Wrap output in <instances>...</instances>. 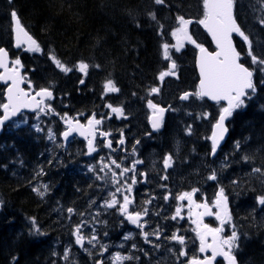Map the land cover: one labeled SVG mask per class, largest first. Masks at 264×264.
<instances>
[{
  "label": "trees",
  "instance_id": "trees-1",
  "mask_svg": "<svg viewBox=\"0 0 264 264\" xmlns=\"http://www.w3.org/2000/svg\"><path fill=\"white\" fill-rule=\"evenodd\" d=\"M250 1L237 0V16L242 29L250 34L254 51L259 54L264 52V27L258 22L249 24L240 15L246 12L245 18L247 14L264 17V12H260L264 2L255 1L259 6L261 4L257 8L256 3ZM13 10L38 40L46 56H30L12 49V26L9 24ZM0 12L6 21L5 27L0 26L3 34L0 46L8 48L13 58L19 57L35 87L54 86L68 91L71 96L73 94L69 99L73 105L67 107L72 108L79 107L77 104L84 107L91 105V100H82L75 95L76 82L82 75L78 71L66 75L56 70L48 56L50 50L69 66L81 60L91 65L83 93L93 92L94 85L98 86L114 78L120 91L130 96L132 91L145 89L146 85H157L154 83L157 82L159 72L168 67L167 61L162 59V44L171 42L170 32L176 27L177 15L198 19L202 14V5L201 0H165L162 5L155 4L154 0H0ZM148 12H155L159 23L164 25L163 36L158 34L159 26L149 18ZM133 18L139 22L140 27H136ZM197 42L209 46L203 33ZM236 44L243 60L250 65L247 47L241 46L238 40ZM194 56L195 50L191 52L190 58L175 55V59L177 57L183 65L179 74L184 81L182 89L196 82L192 62ZM97 64L99 68L94 67ZM261 79H264V74L257 71L255 96L246 102V107L236 110L229 119V136L219 153L223 167L213 169L219 172L235 211V223L241 233L239 252L243 264H264V207L256 201L258 195H264V177L252 173L253 167H264V84L260 83ZM1 87L0 102H4ZM181 91L177 89V94ZM219 107L203 100L196 105L188 104L183 115L177 114L174 118L177 126L171 141L184 136V127L179 122L185 120L195 128L192 136L185 138L189 141L187 144H209L206 137L210 136ZM203 112L211 113L210 118H200ZM236 141L242 144L239 151L235 149ZM43 144H46L45 137L28 126H9L0 137V201L4 202L0 207V264H95L99 260L97 251L91 249L92 256H89L87 252L75 247L72 229L77 220L74 214L69 219L67 212L68 208L84 212L86 199L92 195L90 191L68 177H65V183L60 189H52L44 198L30 188L29 159L42 153ZM248 153L252 160L246 163L241 157ZM2 156L5 158L1 159ZM233 180L237 183L233 184ZM68 189L76 195V198L74 195L70 197L71 201L67 200L70 195ZM74 199H78V202ZM31 217H35L44 235L30 234ZM106 222L108 228V218ZM69 247L71 251L66 261L63 254ZM13 257L16 259L13 260Z\"/></svg>",
  "mask_w": 264,
  "mask_h": 264
},
{
  "label": "snow or ice",
  "instance_id": "snow-or-ice-1",
  "mask_svg": "<svg viewBox=\"0 0 264 264\" xmlns=\"http://www.w3.org/2000/svg\"><path fill=\"white\" fill-rule=\"evenodd\" d=\"M236 2L237 0H201L202 14L195 22L203 26L208 34H210L212 40L215 42L214 51H209L202 43H197L193 38V35L189 32V25L194 21L191 18H186L184 15H177L176 27L170 32L171 37L175 39V44H170L168 42L162 44L163 59L170 63L167 70L159 72L157 79L160 82H163L166 77L176 75L177 64L172 58V49L179 52L181 48L184 47L185 41L194 44L195 47L199 49L197 60L199 67V83L194 92H184L179 99L181 101H188L191 98L197 100H204L207 98L208 100L216 102L217 105H220L218 117L215 119V123L212 124L211 135L206 137V139L211 141L210 155L212 156L216 155L217 148L220 142L224 139L225 133L228 131L225 121L232 117L236 110L246 107V102L255 96L257 92V85L254 79L255 73L259 71L264 74V52L257 54L254 51L253 41L250 39V34H246L237 22L235 15ZM154 3L162 5L165 3V0H154ZM147 15L152 21H155L158 24V34L163 36L164 25L159 23L155 12H148ZM11 18L14 22L13 31L15 47L19 49L23 45H27L25 49L26 51L42 53L43 50L40 44L33 39L26 30L16 11L13 10L11 12ZM133 19L136 27H140L139 22L135 21V18ZM257 22L261 27H264V17H258ZM233 34L239 36L246 44V54L247 57L250 58V65H248L247 61L243 60L241 51H238L234 44ZM48 56L56 68L65 74L79 71L87 76L91 66L88 62L83 60L78 61L75 65L69 66L59 59L54 51L51 50L49 51ZM21 67L22 64L19 57L10 59L8 50L0 47V81L7 86L5 89L6 102H0V130H2L8 123H11L16 127H19L20 124L27 123V119L23 112L25 109L34 112L37 121L40 120L41 115H59V113L55 112V109L50 103V101L54 99L53 91L50 88L41 87L39 91H36L33 95L31 91H26L24 87H21V85L26 82L25 76L21 74ZM94 67L99 68L100 65L97 64L94 65ZM79 82L80 84H84L85 81L81 79ZM27 83L29 89H31V81H27ZM260 83L264 84V79H261ZM103 89L105 95L120 92V88L113 79H107L103 85ZM159 93L160 87L152 86L148 89L149 95ZM133 95H135V93H133ZM221 102L224 103L221 104ZM147 106L152 109V115L149 119L151 120L152 128L154 130H158L161 127L164 113L166 111L175 110L172 109L170 105L168 108L160 107L151 99L147 101ZM106 107L111 110V113L116 114L117 117L124 116V109L122 106H113L109 103ZM210 116L211 113L203 112L200 118L209 119ZM105 118L111 117L101 115L100 118H97L96 113H93L90 117H86L87 123L83 124L79 119H73L65 113L61 119L67 127L60 135L63 137L64 141H67L73 133H78L87 140L88 151L86 154L91 155L98 151V147L94 144L98 134L103 138L111 136L110 132L103 131L100 127L104 123ZM33 127L37 132L44 131L39 123L33 125ZM186 132L188 135L192 134L191 125L186 128ZM47 134L48 139L55 143L56 134L52 128H48ZM137 143H139V141H137ZM124 144L125 140L121 134V139L118 141V145ZM105 146L112 152L117 151L116 148L112 147L111 139L106 140ZM241 147V142L236 141L235 149L239 151ZM133 154H135V146H133ZM241 159L247 163L251 162L252 157L245 154ZM141 163H143V161L134 159L130 166H125L118 158L109 156L106 161L105 157H100V160L98 161L99 173H104V175L101 176L97 174L96 178L98 180L110 178L115 191L110 193V198L105 199L99 207L116 209L126 221L140 229L139 234L143 237L146 244H151L153 248L159 250L161 245L159 243H154L150 237L154 236L157 241L160 240L162 229L157 225L151 232L145 230L148 227V221L145 220L144 217L149 215V208L141 207L140 210H130V207L135 204V200L131 196V193L132 186L138 183L136 179L137 175L146 180V173H138L136 171V166ZM172 165L173 156L167 154L163 158V167L167 170L172 167ZM116 170L119 171L117 172ZM89 171L96 172L97 166L90 165ZM129 172L132 173L130 183L129 180L123 179ZM252 173L264 177V167H253ZM44 174L43 168H40L36 173L37 176ZM161 178L165 180L168 179L167 175ZM207 179L217 181L218 175L216 170H212ZM232 183L235 184L237 181L233 180ZM161 187H166V185H161ZM32 190L38 196L43 198L49 191V186L47 184H42L40 186H34ZM199 191L200 189L198 188H192L190 191L179 193L175 198L180 202L187 201V204H179L175 209V214L171 217L172 220H176L178 217L183 219L182 212L184 208L187 207L191 223L195 225L192 231L199 240L198 252L200 254H205L202 258L197 255L191 256L186 264H216L217 257H222L225 264H238L236 252L240 247V234L236 230V225L232 222L233 217L229 211L228 197L225 194L224 187H219V190L215 193V198L212 201H209L205 197L201 202H198L195 197ZM117 194L120 195V198L117 197ZM171 195V193H167L164 195L163 199L168 201ZM153 199H155V197L144 201V204H151ZM256 201L259 206L264 207V195H258ZM3 203V201H0V207L3 206ZM92 203H95V201ZM213 209H215V211H213ZM67 212L69 213V219L75 214L73 208H68ZM158 214L159 213H157V215ZM79 215L83 217L85 214L79 213ZM100 215V211L97 210L92 216L91 221L81 219L80 222L73 227L72 235L74 236L75 244L83 251L87 252L89 256H92V252L89 248L85 247V244L90 245L92 248H96L99 244L101 249L99 255L101 256H103L109 248L108 245L100 243V237L95 227L96 224L106 223V221H100L98 219ZM212 216L219 221V224L216 227H212L204 222V217ZM29 221L32 226L30 234L44 235L37 224L35 217L29 218ZM226 226L232 229L230 235H225ZM85 229H90V231L86 233ZM103 235L107 237L108 233L104 232ZM132 235V233L125 234L123 239L127 241L132 238ZM165 239L174 241L181 246L178 253L175 249L169 248L168 251L170 253L178 255V257L188 256L186 250V238L184 235L179 234V229L170 237H165ZM123 246V244L120 245V247ZM136 247L135 244L132 245L133 249ZM70 251V247L65 249L63 254L64 260L67 261L69 259ZM140 251L144 250L140 249ZM208 252L211 254L207 255L206 253ZM53 254L55 255L56 253ZM144 255L147 256L148 252L145 251ZM15 259L16 258L13 257V260ZM133 259L138 260L139 257L116 252L111 256V264H124L125 261ZM95 264H104V261L96 260Z\"/></svg>",
  "mask_w": 264,
  "mask_h": 264
},
{
  "label": "flooded vegetation",
  "instance_id": "flooded-vegetation-1",
  "mask_svg": "<svg viewBox=\"0 0 264 264\" xmlns=\"http://www.w3.org/2000/svg\"><path fill=\"white\" fill-rule=\"evenodd\" d=\"M91 112L96 113L97 118H100V113H102L99 110H93ZM86 117H88V115L82 116L80 120L83 123H87ZM60 121L62 122L61 128L66 129L67 125L61 118ZM100 127L103 131H108V118H105L104 123ZM108 132L111 133V136L107 138L100 137L99 134L97 135L95 145L98 147V151L91 155L86 154L88 151L87 142L84 141L74 139L71 141L72 143L69 142L71 144L66 142L61 144H53L51 142L52 144H47L46 154L39 159V161L43 163L37 167H34L33 165L30 166L32 175L36 176L34 186L47 184L49 189L51 188L57 190L58 187L60 189L64 185L65 174H71L73 177L69 179H74V181L80 183L84 189H89L88 177L91 174V180L95 179V182L100 186L104 184V190L108 193L109 199L110 193L115 191L110 178H105V180H98L96 178L97 174L101 176L104 175V173H99L98 161L100 160V157H105L106 161L109 156L118 158L125 166H130L134 159H139L143 161V163L136 166V171L138 173H146V180L143 177L137 175L136 179L138 183L132 186L131 193V196L135 200V204L130 207V210H140L141 207L149 208V215L144 217V219L148 221V227L145 230L151 232L154 228H156L157 225H159V227L162 229L160 240L157 241L154 236H151L150 239L154 243H159L161 248L157 250L153 248L151 244H146L143 237L139 234L140 229L126 221L116 209H108V264H111V256L116 252H120L124 255H133L139 257L138 260L133 259L130 261H125L124 264H146L147 260L157 259L162 256V253L166 254L167 252L169 255L174 256L173 264H186L187 260L193 255H197L202 258L205 254H200L198 252L199 240L192 231L195 225L191 223V219L188 216L187 207H185L182 212V216L184 217L183 219L178 217L176 220H172L171 217L175 214V209L179 204H187V201L180 202L175 198L178 195V192L182 193L185 191H190L192 188H198L200 191L195 197L198 202H201L205 197L209 201L213 200L209 194V186L205 180L204 174L201 173L198 179L190 178L189 180L187 177L183 178L173 167H170L167 170H165L163 167V160L161 161V158L163 159L167 154H171L174 157L173 153H153L154 145L150 146V144H145L144 141L140 140L139 138H132V136L123 135L125 144L118 145L121 135L118 137L116 136L117 139L114 140L111 129ZM107 139L112 140V147L116 148L117 151L112 152L108 147L105 146ZM137 141H139V143H137ZM163 144L165 146L164 149L167 150L177 146L165 143ZM133 146H135V154H133ZM187 146V149H190V151L195 148L194 144H189ZM196 148L201 153H204L207 150L205 145H198ZM187 149L182 150L181 154L187 155ZM79 160H81L80 166L82 167V177L79 176V173L76 169V167L79 165ZM146 160L148 162L145 163ZM145 164L149 166L148 169L144 168ZM46 165L47 167H45ZM90 165L97 166V171H89ZM40 168H43L45 174L37 176L36 173ZM116 171L118 172L119 170ZM165 175L168 177L166 180L161 178ZM131 176L132 173L129 172L123 179L129 180L130 183ZM183 181L186 182L182 185ZM161 185H166V187H161ZM167 193H171L172 195L168 201H165L163 197ZM117 197L120 198V195L117 194ZM152 197H155V199L152 200L151 204H144V201ZM213 211H215V209H213ZM157 213L159 214L157 215ZM204 222L208 223L212 227H216L219 224V221H217L214 216L204 217ZM178 229L179 234L184 235L186 238V250L188 252V256L186 257H178V255L168 251L169 248H172L178 253V250L181 247L178 243L165 239V237H170ZM128 233L133 234L132 238L125 241L123 237ZM227 233L228 231L225 228V235H227ZM121 244L124 246L120 247ZM133 244L137 246L135 249L132 248ZM140 249H143L144 251H140ZM145 251L148 252L147 256L144 255ZM206 254L209 255V252Z\"/></svg>",
  "mask_w": 264,
  "mask_h": 264
},
{
  "label": "bare ground",
  "instance_id": "bare-ground-1",
  "mask_svg": "<svg viewBox=\"0 0 264 264\" xmlns=\"http://www.w3.org/2000/svg\"><path fill=\"white\" fill-rule=\"evenodd\" d=\"M33 1V0H32ZM126 1V0H125ZM36 4H37V2H36ZM124 5V4H123ZM131 5V4H130ZM122 6V5H121ZM119 7V6H118ZM123 7H125V6H122V8ZM127 7V6H126ZM129 8V7H128ZM127 8V9H128ZM113 9V8H112ZM115 9V8H114ZM121 9V8H120ZM117 10V9H116ZM65 11V10H64ZM115 12V11H114ZM118 12V11H117ZM1 13V12H0ZM87 17H90L89 15L87 16ZM69 18V17H68ZM89 19V18H88ZM92 20V19H91ZM78 21V20H77ZM90 21V20H89ZM96 22H98V21H96ZM0 23H1V25L3 26V27H5L6 25V21H5V18H4V16L3 15H1L0 14ZM94 23V22H93ZM55 24V23H54ZM9 25H11V24H9ZM95 25V24H94ZM12 26V25H11ZM56 26H57V23H56ZM96 26H98V25H96ZM101 27V26H100ZM98 28V27H97ZM96 28V29H97ZM101 29V28H100ZM101 31V30H100ZM9 32H11V31H9ZM8 32V33H9ZM102 32V31H101ZM7 34V33H6ZM12 35V34H11ZM6 36V35H5ZM133 38V37H132ZM148 39V38H147ZM150 41H151V39H150ZM147 43V42H146ZM147 46V45H146ZM151 46V45H150ZM148 48V47H147ZM35 65V64H34ZM36 66V65H35ZM33 67V66H32ZM36 68H38V67H36ZM34 70V69H33ZM36 70V69H35ZM95 71V70H94ZM23 142V141H22ZM19 143V142H18ZM153 145H155V146H159L160 144H153ZM151 146V145H150ZM18 147V146H17ZM187 147L188 146H184V148L183 149H187ZM253 147H255V146H253ZM258 147V146H257ZM256 147V148H257ZM250 148V147H249ZM255 149V148H254ZM16 150V149H15ZM21 150V149H20ZM56 150H57V148H56ZM55 151V150H54ZM18 152V151H17ZM23 152V151H22ZM254 152V151H253ZM253 152H252V154H253ZM54 153V152H53ZM56 153V152H55ZM66 153V152H65ZM50 154V153H49ZM52 154V153H51ZM59 154H61V153H59ZM53 155V154H52ZM248 155H249V153H248ZM251 155V154H250ZM3 157V156H2ZM49 157V156H48ZM58 157V156H57ZM56 157V158H57ZM5 157H3V158H1V159H4ZM43 158H45V157H43ZM51 158V157H50ZM25 159V158H24ZM9 160H11V159H9ZM23 160V159H22ZM58 160V159H57ZM6 161V160H5ZM49 161H50V159H49ZM55 161V160H54ZM147 161V160H146ZM45 162V161H44ZM148 162V161H147ZM2 163V162H1ZM6 163V162H5ZM8 163H9V161H8ZM49 163V162H48ZM45 164V163H44ZM51 164V163H50ZM237 164V163H236ZM1 166V165H0ZM4 165H2V167H3ZM43 167V166H42ZM45 167H47V165L45 166ZM45 167H43V168H45ZM50 169V168H49ZM45 171H46V169H45ZM5 172V171H4ZM6 172H8V171H6ZM38 172V171H37ZM15 173V172H14ZM13 172H12V174H14ZM35 173H36V171H35ZM5 176V175H4ZM7 176V175H6ZM26 176V175H25ZM2 177V176H1ZM6 178V177H5ZM4 179V178H3ZM21 180V179H20ZM60 182V181H59ZM27 184V183H26ZM27 186V185H26ZM24 187V186H23ZM84 189V188H83ZM88 190V189H87ZM68 191H69V189H68ZM67 191V192H68ZM72 191H69V193H70V195L68 196V195H62V197H66V196H68L67 197V200L68 199H70V197L72 196V195H74L75 196V198H76V195L75 194H72L71 193ZM83 192V191H82ZM86 192V191H85ZM81 195V194H80ZM83 195V194H82ZM80 197V196H79ZM49 200V199H48ZM46 201V200H45ZM69 201V200H68ZM70 201H71V199H70ZM73 201H76V202H78V199H74ZM33 203V202H32ZM16 220V219H15ZM22 220V219H21ZM20 222V221H19ZM25 224V223H24ZM21 226V225H20ZM59 237V236H58ZM67 238V237H66ZM63 239H65V238H63ZM29 241V240H28ZM64 241V240H63ZM66 241V240H65ZM64 241V242H65ZM56 242H57V240H56ZM32 245V244H31ZM29 246H30V244H29Z\"/></svg>",
  "mask_w": 264,
  "mask_h": 264
},
{
  "label": "rangeland",
  "instance_id": "rangeland-1",
  "mask_svg": "<svg viewBox=\"0 0 264 264\" xmlns=\"http://www.w3.org/2000/svg\"><path fill=\"white\" fill-rule=\"evenodd\" d=\"M40 118H41V116H40ZM34 120H35V122H38L37 120H36V118L34 117ZM24 124V123H23ZM21 125V124H20ZM130 129H132V128H130ZM133 130V129H132ZM170 145H177V146H180V148H181V151L182 150H184L183 148H184V146H187V145H189V144H170ZM192 151V150H191ZM190 149H187V153L189 154L190 152ZM201 153V152H200ZM201 154H203L205 157H207L208 156V150H206L204 153H201ZM186 177H187V179H189L190 180V178L191 179H193L194 177H195V172H190V173H188L187 175H186Z\"/></svg>",
  "mask_w": 264,
  "mask_h": 264
},
{
  "label": "water",
  "instance_id": "water-1",
  "mask_svg": "<svg viewBox=\"0 0 264 264\" xmlns=\"http://www.w3.org/2000/svg\"><path fill=\"white\" fill-rule=\"evenodd\" d=\"M233 35H234V34H233ZM197 66H198V63H197ZM198 68H199V67H198ZM22 85H23V84H22ZM22 85H21V87H22ZM209 101H211V100H209ZM211 102H214V101H211ZM23 111H30V110L25 109V110H23ZM30 112H32V111H30ZM226 121H227V120H226ZM226 121H225V123H226ZM3 129H4V127H3ZM3 129L0 130V136H1L2 132H3ZM226 135H227V133H225L224 139H225ZM224 139H223V140H224ZM223 140H222L220 143H222Z\"/></svg>",
  "mask_w": 264,
  "mask_h": 264
}]
</instances>
